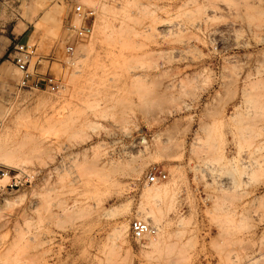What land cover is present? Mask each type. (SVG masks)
Returning a JSON list of instances; mask_svg holds the SVG:
<instances>
[{"label":"rangeland","instance_id":"374dc122","mask_svg":"<svg viewBox=\"0 0 264 264\" xmlns=\"http://www.w3.org/2000/svg\"><path fill=\"white\" fill-rule=\"evenodd\" d=\"M19 19L57 91L18 86ZM0 51V169L30 176L0 190V264H264V0H0Z\"/></svg>","mask_w":264,"mask_h":264},{"label":"built area","instance_id":"2783aa9c","mask_svg":"<svg viewBox=\"0 0 264 264\" xmlns=\"http://www.w3.org/2000/svg\"><path fill=\"white\" fill-rule=\"evenodd\" d=\"M72 13L80 20L78 24L69 22L68 27L73 32L75 38L79 41L86 40L90 38L93 32V21L95 17L94 9L90 7H83L81 4H75L72 7ZM35 46L24 44L20 42L12 43L11 49L9 51V56L20 73V78L18 86L20 88H27L30 90L45 89L50 92H55L60 87V81L58 77L53 73L43 72L40 70L41 58L39 57L30 69V61L33 57ZM64 51L67 55L72 56L75 52V45L69 41L64 44ZM3 126V122L0 119V129ZM8 175L10 177V182L4 186H0V190L5 188H12L27 182L30 177L27 173H22L21 175H9L8 170L0 169V178ZM167 178V173L164 172L157 166H152L148 169L147 182L150 184L159 183ZM130 234L133 238L141 239L145 236L155 235L157 232V227L148 221L139 218H133L129 224Z\"/></svg>","mask_w":264,"mask_h":264},{"label":"crops","instance_id":"0c3cea01","mask_svg":"<svg viewBox=\"0 0 264 264\" xmlns=\"http://www.w3.org/2000/svg\"><path fill=\"white\" fill-rule=\"evenodd\" d=\"M40 37H41V33L38 30V28H36L33 25V23L21 19L14 21L10 26V32L8 34H3L1 36L2 42L5 45V49L8 48L14 42L29 44L36 47L40 40ZM40 58L42 61L48 62L47 68L51 70L53 63L56 61L54 54L50 52L47 55L40 56ZM48 73L50 72L48 71ZM234 152L235 150L231 148L229 153L233 154ZM165 172L167 173V176H169L168 171ZM245 180H246L245 178L242 179L241 187L236 192L237 196L240 198L241 201L243 215H247V206L244 207V204L249 200L248 188L245 186L246 184ZM67 237L69 239V241L66 244L68 251H70V253L72 254H76L79 248L73 242V234L68 233Z\"/></svg>","mask_w":264,"mask_h":264},{"label":"bare ground","instance_id":"6f19581e","mask_svg":"<svg viewBox=\"0 0 264 264\" xmlns=\"http://www.w3.org/2000/svg\"><path fill=\"white\" fill-rule=\"evenodd\" d=\"M5 153V152H4ZM0 157H1V155H0ZM3 161V160H2ZM5 177V176H4ZM3 179V178H2ZM143 213V212H142ZM149 217V216H148ZM145 219V218H144ZM149 220V219H148ZM121 233V232H120ZM116 236V235H115ZM118 236V235H117ZM155 242V241H154ZM159 243V242H158ZM157 244V243H156ZM154 246H156V245H154Z\"/></svg>","mask_w":264,"mask_h":264}]
</instances>
